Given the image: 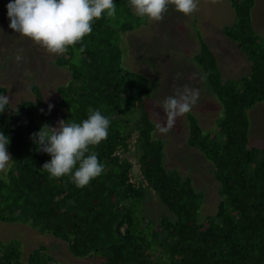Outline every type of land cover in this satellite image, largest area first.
<instances>
[{
  "label": "trees",
  "instance_id": "trees-1",
  "mask_svg": "<svg viewBox=\"0 0 264 264\" xmlns=\"http://www.w3.org/2000/svg\"><path fill=\"white\" fill-rule=\"evenodd\" d=\"M115 3V17L95 20L93 32L56 60L70 74L67 84L56 87L62 120L80 122L89 107L111 120L107 139L93 149L105 166L103 174L77 188L68 176L52 179L42 169L51 157L38 150L31 135L44 124L53 126V120L41 90L33 86L32 101L15 110L8 105L0 114V131L11 139L7 150L12 157L7 170H0V223L48 234L62 241L73 258L89 264H264V149L249 146L247 117L264 101V38L251 22L255 0H230L235 23L222 29L250 63L247 76L223 80L216 57L200 37L193 57L220 107L208 133L186 116V143L211 164L221 196L216 212L202 222V194L194 192L189 177L164 168L165 143L152 138L147 107L152 85L122 66V35L140 29L145 18L135 15L129 0ZM6 93L0 86V94ZM130 158L139 165L136 187L128 178ZM148 195L169 216L143 217ZM20 257L14 243L0 241V264H21ZM24 264L59 263L40 246Z\"/></svg>",
  "mask_w": 264,
  "mask_h": 264
},
{
  "label": "rangeland",
  "instance_id": "rangeland-1",
  "mask_svg": "<svg viewBox=\"0 0 264 264\" xmlns=\"http://www.w3.org/2000/svg\"><path fill=\"white\" fill-rule=\"evenodd\" d=\"M7 3L9 0H0V86L7 90L6 96L12 110L24 101H32L31 88L38 87L47 104L46 114L53 120L52 127H56L65 115L64 110L57 105L56 87L70 80L67 70L56 64V60L63 54H51L10 29ZM229 3L230 0H199L198 11L187 16L169 5L162 20L145 19V25L140 29L122 35V66L143 74L152 85L147 107L154 126L152 138L165 143L164 168L175 169L181 177H189L194 192L203 196L198 213L200 222L216 212L221 196L219 184L212 175L211 164L186 143L187 114L197 120L203 133H208L214 129L220 108L206 84L201 68L193 61L199 51L198 37L216 57L223 80L240 79L251 70L248 60L222 34L224 27L235 23V15ZM251 22L256 35L264 38V0H255ZM17 55L21 57L19 61ZM177 73L181 74L179 79ZM184 86L198 89L199 98L189 113L176 119L170 132L161 134L155 125L166 120L162 102ZM49 104L53 105L51 111L48 110ZM247 117L249 146L263 150L264 101L249 109ZM134 166L137 169L135 162ZM141 214L152 221L169 216L154 195H148L142 204ZM0 241L14 243L21 253V264L40 246L47 248L48 255L56 263L89 264L85 259L73 258L62 241L48 234L40 235L28 225L0 223Z\"/></svg>",
  "mask_w": 264,
  "mask_h": 264
},
{
  "label": "clouds",
  "instance_id": "clouds-1",
  "mask_svg": "<svg viewBox=\"0 0 264 264\" xmlns=\"http://www.w3.org/2000/svg\"><path fill=\"white\" fill-rule=\"evenodd\" d=\"M129 4L136 16L160 21L169 5L187 16L198 11L199 0H129ZM6 9L10 29L54 55L82 43L93 32L95 20L117 15L115 0H9ZM16 59L21 57L17 55ZM180 75L177 73V79ZM199 94L198 89L184 86L166 97L161 105L166 120L156 123L155 128L161 134L170 132L176 119L191 111ZM9 103V98L0 94V114ZM52 108L49 104L48 110ZM110 124V118L101 110L89 107L87 118L80 122L61 120L56 127L42 125L31 135L38 150L51 157L42 169L52 179L68 176L77 188L89 185L104 172L105 166L93 149L107 139ZM133 137L136 140V134ZM10 142V137L0 131V170H6L12 161L7 150Z\"/></svg>",
  "mask_w": 264,
  "mask_h": 264
},
{
  "label": "built area",
  "instance_id": "built-area-1",
  "mask_svg": "<svg viewBox=\"0 0 264 264\" xmlns=\"http://www.w3.org/2000/svg\"><path fill=\"white\" fill-rule=\"evenodd\" d=\"M134 141H135V137H133L131 140H130V143H129V146H128V152L129 153H127L128 155H130L131 156V154H132V152H133V143H134ZM120 158V157H119ZM121 159V158H120ZM134 162H135V165L137 166V169L135 168V166H134ZM129 163H130V165L132 166V168H133V171L132 172H130L129 174H128V178H129V182L131 183V184H133V187H136L137 185H139V183H138V181H140V171H139V165L136 163V161L134 160V159H131L130 158V160H129Z\"/></svg>",
  "mask_w": 264,
  "mask_h": 264
}]
</instances>
